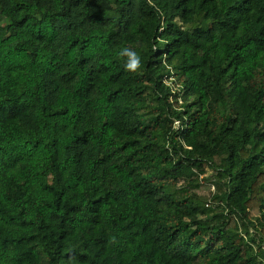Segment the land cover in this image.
<instances>
[{
	"label": "trees",
	"instance_id": "obj_1",
	"mask_svg": "<svg viewBox=\"0 0 264 264\" xmlns=\"http://www.w3.org/2000/svg\"><path fill=\"white\" fill-rule=\"evenodd\" d=\"M0 264H264V0H0Z\"/></svg>",
	"mask_w": 264,
	"mask_h": 264
},
{
	"label": "rangeland",
	"instance_id": "obj_2",
	"mask_svg": "<svg viewBox=\"0 0 264 264\" xmlns=\"http://www.w3.org/2000/svg\"><path fill=\"white\" fill-rule=\"evenodd\" d=\"M211 175L210 171H206V174H204L202 176V180H204L205 178H209V176ZM197 194H199L203 199L208 200L210 194L214 193V188L212 185H209V181H204L200 188L196 191Z\"/></svg>",
	"mask_w": 264,
	"mask_h": 264
}]
</instances>
